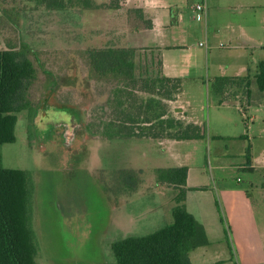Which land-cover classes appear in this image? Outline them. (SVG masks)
Wrapping results in <instances>:
<instances>
[{
    "label": "rangeland",
    "instance_id": "1",
    "mask_svg": "<svg viewBox=\"0 0 264 264\" xmlns=\"http://www.w3.org/2000/svg\"><path fill=\"white\" fill-rule=\"evenodd\" d=\"M224 1L228 0H207L206 27L213 26L212 21L217 25L222 23L213 6ZM254 1L259 5L256 13H263L264 0ZM188 5L186 2L182 6L184 18L199 28L187 43L203 61L197 43L205 38L204 21L201 15L194 19ZM30 6L25 0H0V49L10 47L24 52L36 73L27 95L29 109L17 113L15 141L0 146L2 165L28 170L32 175L30 224L37 244V264H110L114 261L110 244L119 239L107 226V205L113 201L112 193L126 188L132 194L140 190L132 199L133 202L140 197L132 203L138 208L160 202V194L156 191L160 183L155 181L151 169L160 165V160L151 152L156 148L148 147L138 138L117 137L118 126H114L119 110L131 114L140 110V120L145 116L140 106L151 96L159 97L142 91L145 84H149V78L159 71V55L156 50H137L134 84L112 77L95 78L89 70L85 52L90 47L81 48L73 42L64 46L53 43L50 22L43 15L32 16ZM210 52L214 55L216 51ZM203 78L206 81L205 76ZM166 88H171V84ZM178 93L173 94V99ZM208 93L206 98L202 86V103L206 105L202 111L204 137L192 146L184 144L178 148L182 153L193 155L195 164L213 171L217 178L223 176L228 181H235L237 176H244L237 168L212 169L211 166L222 157L216 156L215 149L207 148V141L216 140V145L212 143L220 151L227 148L229 155L224 158L225 162L233 163L240 161L236 153L240 141L213 138L207 126H223L226 121L230 129L225 131L235 135L240 131L235 126L246 127L250 123L248 117L258 115L252 110L256 104L246 110V104L241 100L230 98L232 106L224 111L226 117L223 120L222 113H217L213 107L218 105L220 98H215L210 89ZM252 93L256 94V91ZM118 100L123 103L119 105ZM164 102L168 111L169 101ZM235 107H241L247 118L242 120ZM174 116L179 115L175 113ZM129 165L141 169L132 171ZM133 181L136 185L131 188ZM251 195L260 226L259 240L263 242L264 199L260 200L254 191ZM222 224L229 239V229L224 221ZM162 225L163 222L157 221L133 229L130 235H145ZM250 234L251 239H248L252 241L253 234ZM227 238L225 244L229 243Z\"/></svg>",
    "mask_w": 264,
    "mask_h": 264
},
{
    "label": "crops",
    "instance_id": "2",
    "mask_svg": "<svg viewBox=\"0 0 264 264\" xmlns=\"http://www.w3.org/2000/svg\"><path fill=\"white\" fill-rule=\"evenodd\" d=\"M92 1L100 7L84 8L74 2L61 9H49L42 5L37 6V0H25L31 5L32 16L43 15L48 19L50 33L53 35L52 42L57 45L64 46L73 42L81 48L113 46L156 50L161 62V74L179 78L181 81L178 95L169 100L168 113L184 123L198 125L203 137L205 130L202 111L206 105L202 103V86L207 98L210 83L217 76H247L251 80L247 97L237 93L226 98L222 104L219 101L218 105L213 107L217 113H222L225 120V110L231 109L232 101L229 99L233 98L234 101L241 100L242 104H246V110L252 107L251 104H256L252 110L258 115L248 117L250 123L246 127L235 126L236 129L240 128L237 135L225 131L230 129L226 121H223V126H207L213 138L240 141L236 151L240 161L237 163L225 162L224 158L229 155L227 148L220 151L214 146L216 140L207 141V148L215 149L216 156L222 157V160L217 159L219 161L211 166L212 169L215 171L233 167L240 170L245 177L237 176L235 181H228L223 176L217 178L213 171L210 170V173L195 164L193 155L189 152L182 153L178 148L184 144L192 146L201 138L143 137L138 140L148 147L156 148L151 152L160 160V165L151 167L153 171L157 168H187L184 204L186 210L201 222L210 243L190 251L192 264H264V241L259 240L260 226L251 195L254 191L261 200L264 190V90H258L254 83L258 63L264 61V12L256 13L259 5L254 0L219 2L213 6V10L217 12L218 18L221 17L219 19L222 23L217 25L212 21L213 26L206 27L207 0L205 11L201 14L191 8L192 0ZM186 2L193 13L192 17L195 19L201 15L204 21L205 38L197 43V50L200 49L203 61L191 50L194 47L187 43L192 35H196L199 27L194 26L192 21L185 20L182 6ZM130 8H141L151 20V28L132 29L127 19V10ZM210 16L208 12V18ZM212 49L216 51L214 55L210 54ZM232 89L229 88L228 91L231 93ZM228 91L223 95H227ZM254 91L256 94L252 93ZM240 108L234 109L244 120L246 116ZM175 113L180 117L174 116ZM208 121L210 124V118ZM247 148L250 162L246 163ZM129 166V169H141L137 165ZM158 187L156 191L160 194V202L148 203L139 206L140 208L132 204L140 199L137 197L132 202L133 196L140 190L132 194V191L126 188L122 192L112 193L113 201L107 205V226L114 237L122 239L129 236L133 229L146 227L157 221L163 222L164 225L171 222V209L177 190L161 184ZM222 220L229 229L230 240L226 237ZM250 233L253 234L252 241L248 239ZM226 238L228 244H225Z\"/></svg>",
    "mask_w": 264,
    "mask_h": 264
},
{
    "label": "trees",
    "instance_id": "3",
    "mask_svg": "<svg viewBox=\"0 0 264 264\" xmlns=\"http://www.w3.org/2000/svg\"><path fill=\"white\" fill-rule=\"evenodd\" d=\"M37 1L49 9H61L74 2L84 8L100 7L92 0ZM127 19L132 29H147L152 26L151 20L145 16L141 8L128 9ZM137 50L132 47L106 46L87 48L85 52L93 77L98 79L112 77L134 84ZM35 78L33 64L24 52L10 47L0 49V146L15 141L17 113L29 109L27 95ZM180 82L179 78L161 74L159 60V71L149 78V84H145L147 87L142 90L159 97L151 96L145 100L143 106H140L145 115L140 120L138 119L140 110L136 114H131L127 110H117L119 112L117 124H112L118 126L116 136L202 138V130L198 125L183 123L167 111L164 101L172 100L173 94L180 91ZM250 83L251 80L247 76H217L210 83V91L214 96H220V102L237 93L247 97ZM254 83L258 90H264V61L258 63ZM168 84H171V88H166ZM229 88H233L231 93L228 91ZM160 89L163 92H159ZM226 91L228 94L223 95ZM117 103L121 105L123 102L118 100ZM245 160L246 163L250 162L248 148ZM186 172L185 166L154 170L158 183L177 190L171 209L172 220L148 234L129 235L113 241L110 249L114 261L110 264H192L189 258L190 251L210 245L203 225L186 210L184 204L187 191ZM135 185L136 182L133 181L129 187ZM33 190L31 173L28 170L4 167L0 153V264H37V244L30 224Z\"/></svg>",
    "mask_w": 264,
    "mask_h": 264
},
{
    "label": "built area",
    "instance_id": "4",
    "mask_svg": "<svg viewBox=\"0 0 264 264\" xmlns=\"http://www.w3.org/2000/svg\"><path fill=\"white\" fill-rule=\"evenodd\" d=\"M190 6L194 12L199 13V14L204 13V11H205V0H193L190 3ZM199 44H201V42Z\"/></svg>",
    "mask_w": 264,
    "mask_h": 264
}]
</instances>
